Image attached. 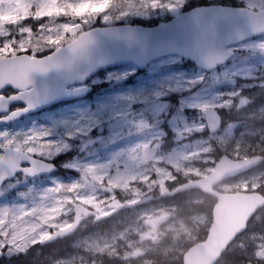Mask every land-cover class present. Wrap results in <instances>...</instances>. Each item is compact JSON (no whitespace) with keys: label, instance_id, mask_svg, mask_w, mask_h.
<instances>
[{"label":"rangeland","instance_id":"1","mask_svg":"<svg viewBox=\"0 0 264 264\" xmlns=\"http://www.w3.org/2000/svg\"><path fill=\"white\" fill-rule=\"evenodd\" d=\"M184 1L167 0L171 16L181 12L180 5ZM239 1L243 7L256 11L264 2ZM108 2L0 0V57L27 50L33 54L31 33L40 34V30H45L48 40L54 43L59 36L73 39L89 23L91 14L107 10ZM48 18H68V21L52 25L47 22ZM105 18L104 15L102 19ZM23 20L34 23L35 30L25 26ZM234 51L227 63L209 72L186 65L176 55L159 58L141 71L133 66L108 69L102 77L94 75L89 79L88 83L93 86L106 83V87L93 94L91 99L59 104L33 118L0 126L2 146L10 145L43 159H52L67 150L71 142L76 143L81 152L61 165L66 171H72L66 175L77 173L69 177L67 184L61 183L57 175L44 176L33 184H23L26 200L20 199L22 195H19L16 197L19 199L14 198L11 202L0 201V250L6 249L3 263L14 252L37 243L48 228L63 224L60 221L72 213L76 202L99 214L110 211L106 204L114 196L100 190L103 184L132 206L133 201H127L135 196L131 189L156 186L162 191L167 181L172 182L178 176L190 179L195 175L187 172L189 166L201 170L212 167L217 160L213 156L217 149L221 152L229 149L236 158L247 156L262 146L264 126L250 129L227 117L220 131L204 134L202 109L215 108L229 116L234 102L238 109L245 111L251 102L250 90L264 87V36L241 42L234 46ZM129 76L131 83L123 85L122 80ZM262 108L258 106L254 110L257 112ZM119 118L122 124L112 127V122ZM89 140H93L92 144L85 146ZM205 148L210 151L204 152ZM184 156H195L196 159L185 161ZM81 175L88 177V182H84ZM251 178H257L258 185L264 182V167L225 183L249 181L238 190L255 189ZM125 182L127 188L123 187ZM16 186L17 183L8 186L0 191V195ZM169 208L162 200L159 204H146L140 210L130 209L107 221L104 231L81 227L74 248H81L84 253H73L67 264H103L108 258L118 257L119 248L134 262H138V256L150 247L165 255L172 253V258H176L184 248L173 249L170 243L166 245L167 236L158 239L161 242L159 248L150 243L154 241L148 221L161 213H171ZM204 216L205 223L196 232L195 239L200 229L207 228L210 222V217ZM173 219L170 216L166 223ZM25 233L30 235L25 236ZM97 248L105 250L96 251ZM133 252L138 254L130 255ZM257 255L264 257V245H258Z\"/></svg>","mask_w":264,"mask_h":264},{"label":"water","instance_id":"2","mask_svg":"<svg viewBox=\"0 0 264 264\" xmlns=\"http://www.w3.org/2000/svg\"><path fill=\"white\" fill-rule=\"evenodd\" d=\"M261 36H264V2L257 11L246 7L210 4L181 11L167 21L152 26L114 24L90 27L40 56L26 52L1 56L0 126L60 103L85 98L93 90V86L88 84L89 79L106 69L133 66L141 71L159 58L176 55L209 72L230 60L235 54V45ZM5 88L11 89L13 93L3 95L1 92ZM17 105L22 107L13 108ZM10 108L13 109L9 111ZM201 115L209 134L221 130L223 119L217 109L206 107L201 110ZM121 123L122 119L119 118L111 126L117 127ZM92 142L93 140H89L84 145L89 146ZM257 155L264 157L252 154L232 158L222 153L215 162L221 158L240 161ZM261 162L249 166L230 179L255 169ZM57 171L58 166L51 161L11 146L2 148L0 186L17 173L34 177ZM81 179L84 182L89 180L84 175H81ZM189 180L176 185L174 189H179V186ZM100 190L106 194L113 192L112 188L104 184L100 186ZM173 190L171 194L198 189ZM253 193L264 200V196L256 190L220 191L213 197L215 202L211 208L206 235L203 240L184 251L182 264H215L235 238L244 232L255 213L264 207V204H253ZM150 197H145L142 202ZM126 206L114 197L106 204L111 209L110 212L99 214L76 202L72 207V221L55 230L40 243L70 235L83 221H99ZM245 212L248 213L246 216L243 215ZM2 255L3 252L0 251V260Z\"/></svg>","mask_w":264,"mask_h":264},{"label":"trees","instance_id":"3","mask_svg":"<svg viewBox=\"0 0 264 264\" xmlns=\"http://www.w3.org/2000/svg\"><path fill=\"white\" fill-rule=\"evenodd\" d=\"M61 1V0H59ZM67 1V0H65ZM210 4H220L224 6H240L242 7V3L239 0H185L180 5V11H185L200 5H210ZM107 10L100 12H95L91 14V18L88 24L85 25L81 30H79L76 35L87 28L95 27V26H103V25H114V24H140L144 26H152L162 21H167L171 15L168 12V2L167 0H156L155 4H151L149 2L140 1V0H109L107 3ZM68 10V7H65ZM106 16L105 19H102L103 16ZM71 18V17H69ZM43 19V18H42ZM68 21V18H48V23L52 25H58V23ZM25 26L29 27L31 30H35L33 27L34 23L29 22L28 20H23ZM57 23V24H56ZM43 24V23H42ZM47 24V23H46ZM20 33L16 34L18 38ZM31 41L34 47V55H43L45 53L50 52L53 48L60 46L67 41L71 40V38L59 36V40L57 42H53L52 40H48L47 32L45 30H40V34L36 33L35 35L31 33ZM23 38V36L21 37ZM30 51V50H29ZM27 50L26 52L29 53ZM182 61L186 65H193L188 61L182 59ZM194 66V65H193ZM110 68L111 70L117 69ZM108 71L104 70L97 73V76H103L104 73ZM132 76V75H131ZM131 76L122 80L123 85H127L131 83ZM106 87L105 82H101L100 85H94L93 91L86 98L91 99L93 94L97 93L99 90H102ZM251 102L249 103V109L245 111H241L235 106V103H231V115L225 116L221 113L223 118V124L226 122V117L231 121H237L239 124H245L248 128L254 129L258 125L264 126V87H254L251 90ZM263 107L262 110L255 112L254 108ZM207 131L205 130L204 134ZM264 144L260 146L253 152H250L248 155L252 154H261L264 156ZM222 153L229 155L232 158L233 153L228 149L225 152H221L220 150H216L213 153L215 159H217ZM81 154L80 147L76 146V143L71 142L70 146H68L67 150L59 152L54 156V163L59 166L58 171L55 173L61 179V183L67 184L69 177H74L77 173L73 172L72 176L66 175L72 171H66L62 164L69 162L74 157ZM240 156L236 157L239 158ZM52 160V159H51ZM264 167V160L258 166ZM255 170V169H254ZM252 170V171H254ZM192 176L191 178H194ZM187 180V178H182L178 176L174 181L167 182V185L174 186L175 184L181 183ZM24 182H17V186L11 190L10 195H23L25 194ZM141 190H150V187H141ZM152 189V188H151ZM256 190L264 196V182L258 185L255 189H245V191ZM1 191V190H0ZM118 194V192H117ZM7 195V194H5ZM3 196V195H0ZM119 199H123L121 195H117ZM203 200L201 203H197L199 200ZM215 199L211 196H204L201 192L197 190H189L177 193L175 195H169L167 198L163 200L164 205L169 206L171 211L172 218L178 217H188L192 214L202 213L210 217L211 208ZM209 224H207L208 227ZM92 226L88 227L91 228ZM95 227H92V229ZM206 235V228H201L197 238L194 241H189L183 245V248L186 249L191 244L201 241L204 239ZM165 244H169L170 240L166 237ZM258 245H264V207L260 208L255 215L250 219L247 224L246 229L243 233L236 237V239L227 247V249L223 252L220 259L215 264H264V257H260L257 255V247ZM148 254H150L148 252ZM149 256V255H148ZM152 262L150 264H182L181 256L182 252L177 254L176 258H172L171 256L160 257L158 254L153 255ZM107 262L103 264H118V261L113 262L111 258L106 260ZM6 264V263H1Z\"/></svg>","mask_w":264,"mask_h":264},{"label":"flooded vegetation","instance_id":"4","mask_svg":"<svg viewBox=\"0 0 264 264\" xmlns=\"http://www.w3.org/2000/svg\"><path fill=\"white\" fill-rule=\"evenodd\" d=\"M1 93L3 95L7 96V95L13 93V91L9 88H5ZM20 107H22V106L17 105L16 107H13V108H20ZM13 108H10L9 111H11ZM53 108H54V106L51 108L45 109L43 111H40L38 113L26 115V116L22 117L21 119L16 120V121L11 122V123H7L4 126H10L12 124L23 121L25 119L33 118V117L37 116L38 114H41L42 112H45L47 110H51ZM5 146H10V145H3L2 146V144H0V155H1L2 148ZM19 150H22V149H19ZM22 151H25V150H22ZM31 155L36 156L34 154H31ZM47 160L54 163V156H53L52 160L51 159H47ZM24 166H26V165H24ZM58 169H59V167H58ZM55 173L56 172L45 173V174H40V175H37L34 177H28L22 173H17L13 178L5 181L4 184L0 186V190H3L5 188H7L8 186L13 185L19 181H22L26 184H33L34 182L41 180L44 176H49V175L54 176V175H56ZM167 182L164 184V188L162 189V191L160 190L159 187H156V186L154 188H152L151 190H146V191L139 189L138 194H136L134 197L127 198V201H133L132 206L127 205L126 201H123L124 203H126L127 206L124 207L123 209H121L120 211L111 213V214L107 215L106 217H104V218H102L96 222L93 221L92 219L85 220L81 223L82 225H80V227L75 232H73L72 234L57 238V239L52 240V241L40 243L41 240L50 236L55 230L67 226L72 221L73 213H69L65 218H63L60 221V222H63V224H61L58 221L60 223L59 226L48 228L45 235L37 243L28 244L25 246V248L22 251L14 252V254L11 255L9 259L5 260L6 264H67V261L68 260L70 261L71 255H73V253H75V252L82 253V254L84 253L83 250H81V248H78V247L74 248L75 247L74 244L76 243V238L79 235L78 230L81 229V227L92 226V227L97 228L98 231H104L107 221L114 220V219L118 218L121 214L126 213V211H128L130 209L140 210L143 207H145L146 204H159V203H161V201L164 200L165 198H167L169 195H174V194H171L170 191L172 190V188L174 186L177 185V184H175L174 186L167 185ZM5 194H7V195L0 196V201L11 202L14 198L19 196V195H10L11 194L10 191L8 193H5ZM113 196L117 197L114 190H113ZM147 196H151V197L147 198L144 202H142V200ZM24 197H26V195L23 194L20 199L26 200V198H24ZM16 199H19V198H16ZM95 228H93V229H95ZM150 243H151V245H154L157 248H159L161 246V242L158 240L156 241V243H154V242H150ZM124 248L127 251L129 250L128 247H124ZM149 249L150 250H146L145 252H143L141 254V256H138V259H137L138 262H134L132 259H129V257L126 256L125 253L122 254L120 252L121 248H119V250H118L119 256L114 257V258L112 257L111 259L113 262L118 261V264H150L153 260L150 257H154L153 255L158 254L160 257L173 255L172 253L169 255H165L161 252H158V250L155 248L152 249L150 247ZM5 250L6 249L1 248V251L3 252V256H2V259L0 260V264L5 259V253H6ZM153 250H156V252H154ZM148 252L150 254H148Z\"/></svg>","mask_w":264,"mask_h":264},{"label":"clouds","instance_id":"5","mask_svg":"<svg viewBox=\"0 0 264 264\" xmlns=\"http://www.w3.org/2000/svg\"><path fill=\"white\" fill-rule=\"evenodd\" d=\"M204 152H209L210 149L205 148L203 149ZM264 151V149H262ZM185 161H190L192 159H196L195 156L182 157ZM264 160V157L259 155L252 156L251 158H243L240 161H232L226 158H221L218 162H215L214 167H207L203 170L195 167L189 166L187 172H191L194 174L197 179H190L188 183L179 186V189H188V188H195L198 189L204 196H212L215 197L221 190H238L242 184H247L249 181H243L242 183H233L228 184L225 183L231 177L237 175L239 172L245 170L249 166L255 165L259 162ZM185 172V174H187ZM131 178V177H130ZM250 182L252 183L253 187H257V178H251ZM155 183V182H154ZM124 188H127V183L125 182L123 185ZM151 190V186H150ZM133 195L139 193V189L133 188L131 189ZM253 195V204H264V200L260 199L259 196L255 193ZM203 200L197 201V203H201ZM248 213L245 212L243 215H247ZM87 215V213H85ZM171 213H161L155 219L149 220L148 223L151 225L150 227V234L152 240L155 242L161 237L167 236L170 240L171 248L179 249L185 243L189 242L190 240L195 239V234L199 230L200 226L205 223L206 217L204 214H193L188 217H178L173 220L169 221V217ZM163 225V228H161ZM243 225H241L242 227ZM30 235V233H25V236ZM104 248H97L96 251L103 252ZM111 254V253H110ZM138 252L130 253V255H136Z\"/></svg>","mask_w":264,"mask_h":264}]
</instances>
